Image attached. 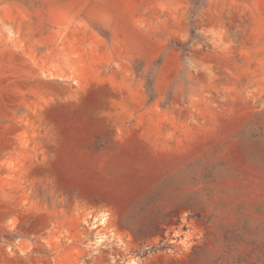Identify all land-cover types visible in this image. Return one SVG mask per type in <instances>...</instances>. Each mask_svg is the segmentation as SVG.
<instances>
[{
    "label": "rangeland",
    "instance_id": "obj_1",
    "mask_svg": "<svg viewBox=\"0 0 264 264\" xmlns=\"http://www.w3.org/2000/svg\"><path fill=\"white\" fill-rule=\"evenodd\" d=\"M0 264H264V0H0Z\"/></svg>",
    "mask_w": 264,
    "mask_h": 264
}]
</instances>
